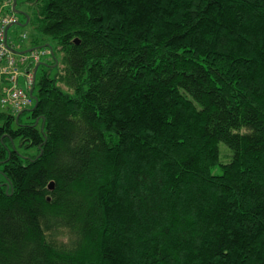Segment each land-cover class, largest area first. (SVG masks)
<instances>
[{
  "label": "trees",
  "instance_id": "1",
  "mask_svg": "<svg viewBox=\"0 0 264 264\" xmlns=\"http://www.w3.org/2000/svg\"><path fill=\"white\" fill-rule=\"evenodd\" d=\"M27 4L56 46L0 109V264H264V0Z\"/></svg>",
  "mask_w": 264,
  "mask_h": 264
},
{
  "label": "built area",
  "instance_id": "2",
  "mask_svg": "<svg viewBox=\"0 0 264 264\" xmlns=\"http://www.w3.org/2000/svg\"><path fill=\"white\" fill-rule=\"evenodd\" d=\"M12 5L13 0L0 5V109L17 114L35 104L36 66L42 62L43 56H51V48L38 47L25 53L16 52L23 51L16 44H22L28 33L22 34L19 43L9 39L10 25L17 23V19L14 12L4 15L2 8Z\"/></svg>",
  "mask_w": 264,
  "mask_h": 264
},
{
  "label": "rangeland",
  "instance_id": "3",
  "mask_svg": "<svg viewBox=\"0 0 264 264\" xmlns=\"http://www.w3.org/2000/svg\"><path fill=\"white\" fill-rule=\"evenodd\" d=\"M8 2V0H0V5L3 6L4 4H6ZM26 6L29 7V12L32 14L33 13V8L27 4V0H19L18 4H17V8L20 9V7L25 8ZM12 12L15 13V11L12 9L11 6H6L4 8H2V13L4 15H11ZM16 15V19L19 22L25 23L26 21V16L22 13H15ZM24 32L28 33V38H26L22 44H16L17 47L21 48V50L24 49H28L30 47H32L33 45H36L37 43L35 41H37L39 43V45H44L43 47H50L51 46H56V43L49 38L48 36H43V34L35 28V25L33 24V22H29L25 25H21L18 23H14L11 25V27L9 28V39L11 41L15 40L16 43H19L20 41V37H22V34ZM58 57H60V55L57 53ZM42 62L44 63H49L52 64V58L50 56H43L41 59ZM46 65L41 64L40 68L38 70V77L41 75V73L43 72V70L45 69ZM51 74H55L56 68H52L51 70ZM37 93V89H35V94ZM31 108V107H30ZM22 119L23 121H27V114H23L22 115ZM16 147L18 148V150L20 152H31L32 149H26L25 147H22L20 144V140L17 139L16 141ZM220 149H221V153L224 149H227V145L224 143H220ZM224 155V156H223ZM223 155H222V161H227L228 159H226L228 156V151L224 150L223 151ZM225 157V159H224ZM215 173H220L221 172V168L218 165L217 167L214 168L213 170Z\"/></svg>",
  "mask_w": 264,
  "mask_h": 264
},
{
  "label": "water",
  "instance_id": "4",
  "mask_svg": "<svg viewBox=\"0 0 264 264\" xmlns=\"http://www.w3.org/2000/svg\"><path fill=\"white\" fill-rule=\"evenodd\" d=\"M12 8H13V10L15 11V13H22V14H25V15H26V13H25L23 10L17 8V0H13ZM28 21H29V18L27 19L26 23H22V22H19V21H17V23H18V24H21V25H25V24L28 23ZM10 26H11V25H10ZM10 26H9V27H10ZM9 27H8V28H9ZM8 28H7V29H8ZM32 49H34V48H29V49H26V50H23V51H16V52L25 53V52L31 51ZM41 63H42V62H41ZM41 63L37 64V66H36V70L39 68V66H40ZM31 92H32V91H31ZM35 99H36V98H35ZM18 116H19V115H17V118H18ZM50 186L53 187V183H51Z\"/></svg>",
  "mask_w": 264,
  "mask_h": 264
},
{
  "label": "flooded vegetation",
  "instance_id": "5",
  "mask_svg": "<svg viewBox=\"0 0 264 264\" xmlns=\"http://www.w3.org/2000/svg\"><path fill=\"white\" fill-rule=\"evenodd\" d=\"M18 2H19V0H17V4H18ZM20 9L23 10V11H26V12L28 11L27 6L25 8L20 7Z\"/></svg>",
  "mask_w": 264,
  "mask_h": 264
}]
</instances>
